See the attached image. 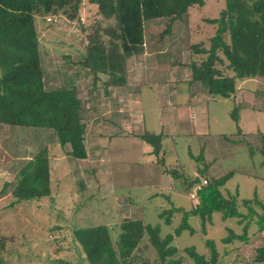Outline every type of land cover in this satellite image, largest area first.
Masks as SVG:
<instances>
[{"label":"rangeland","instance_id":"374dc122","mask_svg":"<svg viewBox=\"0 0 264 264\" xmlns=\"http://www.w3.org/2000/svg\"><path fill=\"white\" fill-rule=\"evenodd\" d=\"M224 8L225 0H207L204 6L191 8L169 32H165L168 20L147 22L145 53L128 59L129 63L127 60L131 82L122 87H106V77L94 76L81 65L95 26L108 24L88 0H82L74 22L59 17L58 22L48 24L37 18L46 88L76 89L86 126L87 158L72 159L69 147H61L49 130L0 124V237L6 264H83L84 255L74 231L105 225L115 240L125 220L159 225L162 238L172 235L181 214H174L169 226L159 215L172 206L185 211L193 208L188 188L195 179L203 184L205 178L198 176L197 170L203 166L191 156L201 153L210 177L236 172L225 190L237 192L241 199L264 200V180L259 178L264 175L263 157L248 150L249 145L256 148L260 135L256 133H264V81L243 85L248 90L259 88L254 105L261 110L255 115L243 109L239 112L243 132L253 133L244 136L237 133L229 116L235 101L201 97L188 68L190 62L199 63L204 58L196 56L189 46L200 42L208 48L216 30L208 20L218 18ZM225 38L229 41L228 36ZM167 95L176 105L200 104L204 128L194 129L188 121L170 122L166 116L171 109L166 105ZM136 101L140 105L134 108ZM237 101L242 106L251 104L245 98ZM161 118L165 120L163 125ZM145 133L163 135L158 156L141 139ZM41 148L48 152L50 196L17 203L9 192L2 195L4 184L13 182L17 170ZM165 171H173L177 179ZM236 221H224L215 213L203 235L200 221L190 218L194 233L184 231L173 239L172 245L178 250L175 258H181V264H193L183 253L190 247L208 257L204 240L209 239L219 253L218 264H264L255 262L256 249L264 246V231L258 232L255 225L249 228L247 244L222 243L228 229L242 234V226ZM139 251L141 259L154 264L156 253L146 240Z\"/></svg>","mask_w":264,"mask_h":264},{"label":"trees","instance_id":"16d2710c","mask_svg":"<svg viewBox=\"0 0 264 264\" xmlns=\"http://www.w3.org/2000/svg\"><path fill=\"white\" fill-rule=\"evenodd\" d=\"M88 1L108 24L95 26L92 36L88 37L81 65L89 68L94 76L106 77V87H122L128 84L127 60L145 53L146 23L168 20L165 32H169L171 25L183 20L191 8L202 7L207 0ZM81 6L82 0H0V124L49 130L61 147H69L68 155L74 160L87 158L81 102L73 86L46 88L36 20L43 18L49 24L63 17L74 22ZM48 18L52 20L47 21ZM208 23L216 26L208 48L200 42L189 46L196 56H204L199 63L188 64L191 81L198 83L206 96L218 100L233 98L238 81H264V0H225V8L219 17L208 20ZM81 29L85 31L83 27ZM241 109L240 103L234 104L229 114L238 134H241ZM257 134L260 135L256 148L249 145L248 150L251 155L261 154L264 165V133ZM162 138L161 134L148 133L141 137L153 149L155 156L161 150ZM191 157L203 166L197 173L205 178L206 184L202 185L198 179L190 184L188 190L191 191L201 185L192 209L185 211L172 206L159 215L169 226L171 217L181 214L180 223L172 235L162 238L159 225L132 220L119 225L115 240L105 225L76 229L74 238L83 252V264H137L143 260L138 253L144 240L156 253L154 264H181L182 259L175 258L178 250L172 245L173 239L184 231L194 233L188 222L190 218L200 221L202 234L206 235L205 226L215 213L220 214L224 221L236 219L242 226L240 235L228 229L227 237L221 240L223 244L234 241L247 244L252 224L258 232H263L264 200L257 197L241 199L237 192L232 194L225 190L227 181L236 172L210 177L203 153ZM165 173L177 179L173 171ZM259 178L264 180V175ZM5 192H9L17 203L50 196V165L46 148H41L17 170L14 181L4 184L2 195ZM204 244L209 251L208 257L198 254L193 247L185 248L183 253L193 264H218L219 253L215 243L205 239ZM2 250L0 237V264H6ZM255 262L264 263V246L256 249ZM142 264L148 262L143 260Z\"/></svg>","mask_w":264,"mask_h":264},{"label":"crops","instance_id":"0c3cea01","mask_svg":"<svg viewBox=\"0 0 264 264\" xmlns=\"http://www.w3.org/2000/svg\"><path fill=\"white\" fill-rule=\"evenodd\" d=\"M129 61L130 60H128V63H129ZM127 70H128V73H129L128 64H127ZM174 77H175V73H174V75H172L169 78L170 82H172V79ZM129 81L131 82V80L128 79V84H129ZM250 81H254L253 83H257L256 81H258V80H256V81L255 80L238 81L237 85H236V89H237L236 94L231 99H233L235 101V104L239 103L237 101L238 99L239 100L240 99H244V98L247 99L248 102L249 101L251 102V104L247 105V106H243V110L245 112H250L253 115H255L256 112L260 109V108H255V105H254V102L256 100V96H255V94L257 92L256 89H259V88H257V86H255V89H251V90L243 88V85H245L246 83H248ZM175 82H182V81H180V79H176ZM187 83H191V82L187 81ZM258 83H259V81H258ZM188 85H190V84H188ZM196 87H198V92H199L200 96L203 97V95H204V97H205L206 95L203 93V91L201 89V86L198 83H197ZM172 95H174V92H173ZM248 95H249V97H248ZM206 97H208V96H206ZM259 97H261V96H259ZM171 98H172V96L167 95L166 105L169 108H171V109L168 110L169 112L167 113L166 116L170 117V122H172V123H175V122L181 123V122H184V121H188L191 124L192 128H194V129L196 127H198V128L201 127L202 129L204 128V125H203V123H204V111H203L202 106L200 104H197V103L194 102L193 105L191 104V106H189V105H179V104L176 105L172 101ZM221 101L226 102L228 100H221ZM138 105H140V103L138 101H136V102H134L133 107L137 108ZM173 107H175V109ZM183 111H186V112L183 113ZM259 111H261V110H259ZM159 122H161V124L163 125L165 123L164 118H161ZM241 127L242 126H241V120H240L239 129L241 131V135L245 136V135L253 134L252 132H249V133L243 132V128H241Z\"/></svg>","mask_w":264,"mask_h":264},{"label":"built area","instance_id":"2783aa9c","mask_svg":"<svg viewBox=\"0 0 264 264\" xmlns=\"http://www.w3.org/2000/svg\"><path fill=\"white\" fill-rule=\"evenodd\" d=\"M52 19L51 18H48L47 19V21H51ZM53 20H54V22H56V18L55 17H53ZM206 184V181H203V184L202 185H205ZM200 186L201 185H198V186H196L193 190H192V193H191V195H190V197L193 199V200H195V198H196V193H197V191L200 189Z\"/></svg>","mask_w":264,"mask_h":264}]
</instances>
